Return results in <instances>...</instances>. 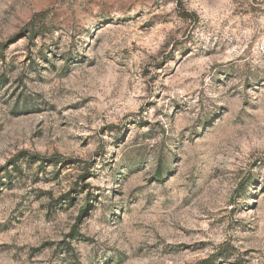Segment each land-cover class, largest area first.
<instances>
[{
  "label": "rangeland",
  "instance_id": "374dc122",
  "mask_svg": "<svg viewBox=\"0 0 264 264\" xmlns=\"http://www.w3.org/2000/svg\"><path fill=\"white\" fill-rule=\"evenodd\" d=\"M0 264H264V0H0Z\"/></svg>",
  "mask_w": 264,
  "mask_h": 264
},
{
  "label": "trees",
  "instance_id": "16d2710c",
  "mask_svg": "<svg viewBox=\"0 0 264 264\" xmlns=\"http://www.w3.org/2000/svg\"><path fill=\"white\" fill-rule=\"evenodd\" d=\"M15 169L16 168H18V166L17 165H15V167H14ZM5 178L7 179V180H9L10 179V173L9 172H5ZM5 184H1V186H4Z\"/></svg>",
  "mask_w": 264,
  "mask_h": 264
}]
</instances>
